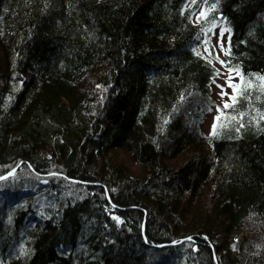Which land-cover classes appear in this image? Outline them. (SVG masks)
<instances>
[{
	"label": "trees",
	"instance_id": "16d2710c",
	"mask_svg": "<svg viewBox=\"0 0 264 264\" xmlns=\"http://www.w3.org/2000/svg\"><path fill=\"white\" fill-rule=\"evenodd\" d=\"M203 1L255 118L208 135L190 0H0V264H264V0Z\"/></svg>",
	"mask_w": 264,
	"mask_h": 264
},
{
	"label": "rangeland",
	"instance_id": "374dc122",
	"mask_svg": "<svg viewBox=\"0 0 264 264\" xmlns=\"http://www.w3.org/2000/svg\"><path fill=\"white\" fill-rule=\"evenodd\" d=\"M189 3H194L193 6L195 10L193 11V15L196 19H201V23L205 28L200 33L197 32L198 34L196 35L195 43L199 46V49H201L202 55H210L211 52V62L216 69V74L209 85L207 98H205L206 96L203 97L201 94L187 93L180 97L179 103L175 105V107L178 113L186 115L190 111H199L198 113H200L202 106L204 105L206 108H203L198 123V131L203 135L211 133L215 129L214 125L216 124L222 129H236L238 123L244 120L250 121L248 118H255L252 115L251 117L246 116L245 118L246 111H244L243 108L246 110L247 106L243 105L240 111V109H238V107L240 108V104L237 103L236 98L234 99V96H237V94H235L236 89L239 84H241V81L244 82V80L238 72L230 70L225 66L224 52L227 43L226 27H224L225 25L223 21L209 20L207 17L209 7L205 5L203 0H190ZM244 87L248 88L252 93H260V96L263 97L260 99L256 98L257 101L251 102L253 104L255 103V115L259 114V116H263L262 112H259L258 110L264 106V75L255 74L249 79H246ZM244 93L243 90L240 98L244 96ZM182 101L183 103H181ZM246 102L247 101H245V103ZM184 103L185 105H183ZM226 104L228 107H225ZM247 104L250 105L249 102ZM259 116L256 115L257 118ZM116 157L117 160H121L126 165H129L127 155L121 151L117 150ZM133 169L135 171L138 170L136 167ZM20 175L24 176V178L30 177V173L25 169L20 172ZM39 182L44 184L45 180L39 179Z\"/></svg>",
	"mask_w": 264,
	"mask_h": 264
},
{
	"label": "bare ground",
	"instance_id": "6f19581e",
	"mask_svg": "<svg viewBox=\"0 0 264 264\" xmlns=\"http://www.w3.org/2000/svg\"><path fill=\"white\" fill-rule=\"evenodd\" d=\"M202 55V54H201ZM207 61H212V58H211V56H212V54L210 53V55L209 54H207V55H202ZM224 60H225V58H224ZM212 63V62H211ZM213 64V63H212ZM253 76V75H252ZM252 76H250V77H252Z\"/></svg>",
	"mask_w": 264,
	"mask_h": 264
},
{
	"label": "water",
	"instance_id": "95a60500",
	"mask_svg": "<svg viewBox=\"0 0 264 264\" xmlns=\"http://www.w3.org/2000/svg\"><path fill=\"white\" fill-rule=\"evenodd\" d=\"M17 167V166H16ZM9 173H5V174H3V175H1L2 177H5V176H7ZM185 239H189L188 237L187 238H185ZM172 243V242H171ZM193 249L196 251L197 250V246H196V244L195 245H193Z\"/></svg>",
	"mask_w": 264,
	"mask_h": 264
},
{
	"label": "snow or ice",
	"instance_id": "6c2138e0",
	"mask_svg": "<svg viewBox=\"0 0 264 264\" xmlns=\"http://www.w3.org/2000/svg\"><path fill=\"white\" fill-rule=\"evenodd\" d=\"M225 107H228V105L226 104ZM215 126V125H214ZM9 175H11V173H9ZM5 177L0 176V179H4Z\"/></svg>",
	"mask_w": 264,
	"mask_h": 264
}]
</instances>
